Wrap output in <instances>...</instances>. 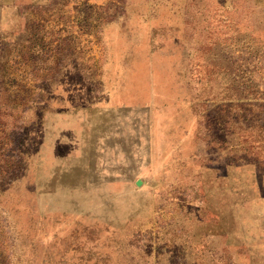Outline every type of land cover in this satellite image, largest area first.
<instances>
[{"label":"rangeland","instance_id":"1","mask_svg":"<svg viewBox=\"0 0 264 264\" xmlns=\"http://www.w3.org/2000/svg\"><path fill=\"white\" fill-rule=\"evenodd\" d=\"M0 260L264 264V0H0Z\"/></svg>","mask_w":264,"mask_h":264},{"label":"trees","instance_id":"2","mask_svg":"<svg viewBox=\"0 0 264 264\" xmlns=\"http://www.w3.org/2000/svg\"><path fill=\"white\" fill-rule=\"evenodd\" d=\"M0 264H4V261L0 260ZM5 264H7V262L5 261Z\"/></svg>","mask_w":264,"mask_h":264}]
</instances>
